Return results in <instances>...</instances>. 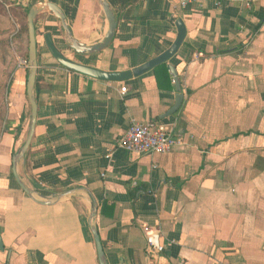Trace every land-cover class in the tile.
Segmentation results:
<instances>
[{
  "label": "crops",
  "instance_id": "obj_1",
  "mask_svg": "<svg viewBox=\"0 0 264 264\" xmlns=\"http://www.w3.org/2000/svg\"><path fill=\"white\" fill-rule=\"evenodd\" d=\"M21 14L50 3L73 39L92 47L109 24L99 0H5ZM117 28L111 45L77 55L60 19L35 21L40 91L31 147L13 158L29 130L25 70L17 69L0 129V264H99L91 209L108 264H264V0H107ZM161 69L106 82L62 67L45 35L69 59L95 69L133 71L168 51ZM181 82L183 105L165 117ZM126 88V93L122 89ZM158 123L186 139L170 153L136 158L119 141L131 122ZM110 158L108 159V157ZM161 232L149 258L144 227Z\"/></svg>",
  "mask_w": 264,
  "mask_h": 264
},
{
  "label": "water",
  "instance_id": "obj_2",
  "mask_svg": "<svg viewBox=\"0 0 264 264\" xmlns=\"http://www.w3.org/2000/svg\"><path fill=\"white\" fill-rule=\"evenodd\" d=\"M99 3L107 18L109 28H108V32L105 38L103 39V41L92 47H87L79 43L75 39H73V35L67 24L66 17L57 6L50 4V3H44V2L36 3L30 7L27 13L28 42H29V45H28L29 74H28L27 82H26V94H27V98L30 104L31 117H30V122H29V130H28L27 139L23 147L19 150L17 155H15L13 158V173L22 191L25 192L32 200H34L35 202L39 204H43V205L49 204L50 205L51 203H45V202L38 200L35 197V194L33 193V191L28 189L22 183L19 177V174H18V167L20 163L24 160L26 154L28 153L31 147V144L33 142L34 135H35V128L37 125L38 105H37V100L35 97V85H36L37 74H38V43H37L35 21L37 19V16L43 10H46V9L50 10L60 19L62 28L69 39L70 48L77 55H80V56L95 55L107 49L111 45L115 37V31L117 28L116 17L110 5L108 4L107 0H99ZM176 26L178 30V36H177L176 41L174 42V44L168 51H166L159 57L151 60L147 64L137 69H134L133 71H127V72H121V73L104 72V71L95 69L87 65H83L81 63H78L77 61L69 59L64 53H62L59 49H57V47L54 44L51 34L45 35V42H46V45L51 55L54 57V59L62 67L66 68L67 70L73 71V72H76V73H79V74H82L88 77H92L98 80L106 81V82H125L133 77H139L164 64H167L179 52L181 46L183 45L185 41L186 27L182 20L177 21ZM169 69L174 79V84L176 86L178 95L176 97L175 105L168 111L165 117L173 116L177 112H179L183 105V100H184V95L182 94L181 82H180L179 76L173 66L170 65ZM96 213H97V206L93 204L92 209H91V231H92L95 245H96L97 257H98L99 264H108L106 260L105 252H104L101 240H100L97 224L95 221ZM0 250H3V243L1 241V238H0Z\"/></svg>",
  "mask_w": 264,
  "mask_h": 264
},
{
  "label": "built area",
  "instance_id": "obj_3",
  "mask_svg": "<svg viewBox=\"0 0 264 264\" xmlns=\"http://www.w3.org/2000/svg\"><path fill=\"white\" fill-rule=\"evenodd\" d=\"M203 0H180L182 8L190 4H199ZM127 89L123 88L122 93ZM186 139L177 135L173 129L158 123H139L132 121L126 135L119 141V148L125 149L136 158L170 153L175 148L186 145ZM110 156L108 157V159ZM149 258L156 259L165 248L161 244V232L158 229L144 227Z\"/></svg>",
  "mask_w": 264,
  "mask_h": 264
},
{
  "label": "rangeland",
  "instance_id": "obj_4",
  "mask_svg": "<svg viewBox=\"0 0 264 264\" xmlns=\"http://www.w3.org/2000/svg\"><path fill=\"white\" fill-rule=\"evenodd\" d=\"M20 10V7L11 6L5 0H0V97L3 99L7 95V85L13 79L17 69L29 68V62L24 58L27 52L26 39L21 44L11 42L16 32L27 24L28 12L21 14ZM9 42L11 46L7 47Z\"/></svg>",
  "mask_w": 264,
  "mask_h": 264
},
{
  "label": "trees",
  "instance_id": "obj_5",
  "mask_svg": "<svg viewBox=\"0 0 264 264\" xmlns=\"http://www.w3.org/2000/svg\"><path fill=\"white\" fill-rule=\"evenodd\" d=\"M26 39V42H27V52L24 54V58L26 61H28L29 57H28V45H29V42H28V27H27V24H25L24 26H22L17 32L16 34L11 38V42L13 41L18 43V44H21L24 40ZM11 42H9L6 46L7 47H10L11 46ZM165 66L162 65L160 67H158L157 69H161ZM155 69V70H157ZM17 72L14 73V77L16 75ZM28 74H29V69L27 68L25 70V92H26V82H27V77H28ZM12 83H13V79L10 81V83L7 85V93L9 94L10 93V88L12 86ZM40 91V83H39V80L37 79L36 80V85H35V95L37 96L38 93ZM5 101L3 99V97H0V129H1V126L3 125V115L5 113Z\"/></svg>",
  "mask_w": 264,
  "mask_h": 264
}]
</instances>
